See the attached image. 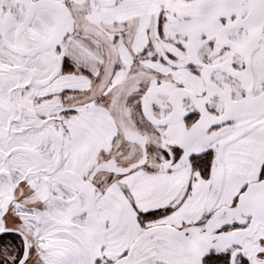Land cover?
<instances>
[{"label": "snow or ice", "instance_id": "obj_1", "mask_svg": "<svg viewBox=\"0 0 264 264\" xmlns=\"http://www.w3.org/2000/svg\"><path fill=\"white\" fill-rule=\"evenodd\" d=\"M0 264H264V0H0Z\"/></svg>", "mask_w": 264, "mask_h": 264}]
</instances>
